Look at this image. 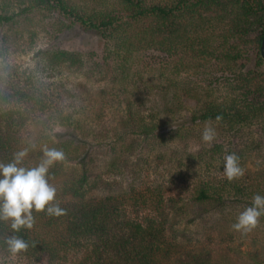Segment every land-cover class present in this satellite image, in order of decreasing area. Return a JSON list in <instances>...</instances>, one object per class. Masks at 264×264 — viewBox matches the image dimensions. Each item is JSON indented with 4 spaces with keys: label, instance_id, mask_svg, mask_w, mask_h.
<instances>
[{
    "label": "trees",
    "instance_id": "1",
    "mask_svg": "<svg viewBox=\"0 0 264 264\" xmlns=\"http://www.w3.org/2000/svg\"><path fill=\"white\" fill-rule=\"evenodd\" d=\"M39 9L54 11L70 21V25L77 23L84 30L104 37L107 45L112 42L115 47L109 50L126 53L124 60L148 47L169 56L184 54V58L164 69L159 67L161 64L157 68L161 86L166 82L163 84L165 94L172 93L168 98L164 95V121L158 118L157 107H147L146 111L141 108V103L136 106L140 102L137 98L129 100L123 107L115 106L114 113L112 105L100 107L93 115L100 124L88 132V137L95 134L97 142L84 137L77 140L76 131H73V138L63 140L43 135L29 140L28 131L32 125H39L42 118V123H74L77 129L83 128L78 114H83L84 105L79 104L64 115L59 107H45L46 101L40 96L42 91L30 90L17 76L8 81L0 80V162L8 163L15 153L27 149L28 155L20 166L32 168L44 159L45 147L62 150L64 160L50 166L47 179L56 188L55 202L66 213L49 216L46 211L33 209V227H22L18 232L12 229L11 220H0V253L12 252L7 240L15 236L28 245L25 250L15 253L35 262L44 259L50 264H59L69 260L71 252H77L80 256L75 255L68 264H214L206 247L195 250L196 247L177 240L176 223L184 212L183 205L178 206L173 199L162 203L156 198V188L143 186L144 177L138 175L139 169H135L132 156L140 147L143 150L144 143L159 142L168 146L179 137L200 136L199 129L203 125H216L215 132L219 136L226 134L230 138L226 144L217 140L208 144L199 137L196 150L182 149L185 154L173 158V151L179 152L177 146V149L169 150L168 161L179 168L185 167L184 158L196 165L194 170H189L187 165L177 172L181 178L188 176L194 180L191 196L194 204L222 201L223 191L228 190L211 183L210 179L205 181L207 177L201 175L202 168L218 158L224 167V157L232 153L240 158L239 162L247 159L249 146L238 141V133H251L256 125L261 128L260 133H264V59L260 55L264 0H97L94 5L77 0H28V5L20 12L0 9L3 41L9 44L12 37L9 35L8 40L4 31L13 29L24 12ZM38 52L54 69L78 68L83 64L75 51L49 46ZM211 59L214 64L225 62L227 68L235 69L222 68L229 70L230 79L224 78L228 82L226 90L214 99L205 97L203 104H194L197 109H192L190 100L192 97L199 100L198 95L171 91L177 83L174 80L179 78V84H188L190 80L180 76V68L197 72L207 65H214H210ZM223 74L213 77L214 80L222 79ZM217 83L211 85L212 91L216 90ZM172 107L176 112H183L184 120L175 118ZM111 114L115 119L109 117ZM217 116L222 119L217 120ZM92 144L107 146L106 168L111 176L131 167L126 188L90 171L89 165L94 159L88 147ZM260 144L256 141L251 145L258 148ZM255 177L264 181V167L256 171ZM254 181L255 178L249 186L234 189L240 194L250 191V194L264 196V189L255 187ZM99 187L104 193L88 194L90 188ZM117 187L118 190H113ZM246 202L252 205L250 199ZM128 205L132 206L131 213ZM144 210L148 213L140 215Z\"/></svg>",
    "mask_w": 264,
    "mask_h": 264
},
{
    "label": "rangeland",
    "instance_id": "2",
    "mask_svg": "<svg viewBox=\"0 0 264 264\" xmlns=\"http://www.w3.org/2000/svg\"><path fill=\"white\" fill-rule=\"evenodd\" d=\"M77 1L90 5L97 2V0ZM27 5L28 0H0V9L16 12H20ZM4 32H6L8 40L9 35L12 38L7 44L2 37H5V35L0 32V80L4 78L5 81H8V79L17 76L19 82L21 84L26 83L30 90L33 88L37 92L42 91L40 96L42 95L44 101H46L45 107H59L63 110L64 115H67L73 108H77L79 104L84 105L83 114H78L83 128L77 129L74 123L71 125L57 122L42 123L44 119L42 118L39 125H32L28 131L27 137L29 140L37 139L39 135L54 140H63L73 138L75 136L73 131H76L78 134V137L75 136L77 140L84 137L92 140L91 142H97L95 134L88 137V132L89 130L94 131V128L100 124L93 116L96 112L98 113V109L100 107L108 108L112 105V112L114 113L115 106L123 107L130 102L129 100L136 98L140 101L137 102L136 106L141 103L140 106L143 110L147 111V107L149 109L152 106L157 107V116L161 121H164V95L168 98V95L171 96L172 93L168 91L165 94L163 84L166 82L164 81L161 86L160 74L158 75L157 68L160 64L159 67H162V69H164V66H172L178 59V61H183L184 54L169 56L163 51H155L148 47L137 50L132 56L129 55L127 60H124L126 53L117 54L115 51L109 50L114 47L112 42H108L107 45L104 37L84 30L77 23L70 25V21L55 14L54 11L50 12L48 9L24 12L19 17L15 27ZM49 46L79 53L83 64L78 68H52L47 59L41 57L38 52ZM110 51L111 54H108ZM213 61L214 59L210 60V65L214 64ZM231 66L233 67V65ZM224 67L229 70L235 69L234 67L227 68L225 62H215L211 67L207 65L197 72L180 68V76L185 77L190 82L179 84L177 80L179 78H177L174 80V83L175 81L177 83L171 91L180 90L191 96L198 95L199 100H195V97L190 100V104L193 103L191 108L197 109L194 108V104L198 103L200 106L203 104L202 101L205 97L213 98L226 90L228 82L224 78H229V70H223ZM237 68L243 71L247 70L238 66ZM221 73H224L223 78L218 81L214 80L213 77H220ZM123 74L125 75L124 79H122ZM153 77L156 79H153ZM216 83V90L212 91L211 85ZM125 91L127 92L124 93ZM220 100L222 101V99ZM199 106L196 107L199 108ZM171 109L176 113L175 118L184 120L182 118L183 112H176L173 107ZM110 116L113 117L112 114ZM90 118H93V120ZM113 118L115 119V117ZM215 126L203 125L199 129V133L202 134L205 127H211L216 131ZM188 128L193 129L194 127L188 126ZM252 129L251 133L247 131L241 134L238 133L237 137L241 144L249 146L246 151L247 159L239 162L244 169L243 176L229 181L224 175L222 160L219 158L213 160L209 166L202 168L201 175L207 177L205 181L210 179L211 183L218 184L219 187L228 190L223 191L222 201L218 203L209 201L204 204H194L191 201L194 180L188 176L181 178L177 172L180 169L184 170L187 165L189 170H194L193 168H196V165L192 164V160L185 158L183 159L186 162L184 168H179L173 162L168 161L169 150L173 151L177 149L175 148L177 146L179 152L175 153L173 151V158L185 154L182 149H185V151L196 150L197 143L200 142V139L197 138L202 137L201 134L198 137L192 136V134L173 139L171 145L168 146H162V143L159 142L144 143L143 150L140 147V150L132 156L135 169H139L138 175L144 177L143 186L151 189L156 188V198L161 199L162 203L167 199H173L178 206L183 205L184 212L178 217L179 221L176 223L178 231H175V235L177 240L188 246L196 247L195 250H198L199 247H206L214 264H264V216L259 218L257 226L249 232L236 231L232 227L237 222L239 214L249 207L246 201L249 199L252 201L251 198L256 195L253 192L250 194V191L240 194L241 192L235 191L234 188L236 186L240 188L249 186L248 183L255 178L253 185L264 189V181L255 177L256 171L264 167V133H260L262 130L257 125ZM195 130L194 128L193 131ZM215 135H218V133L215 132ZM229 139L226 134L214 138L222 144H226ZM232 141L236 142V138H233ZM256 141L261 142V144L258 148H253L251 144ZM106 147L102 144L97 145V147L92 144L88 147L94 159V162L89 165V169L93 174H100L103 179L107 181L112 179L111 181L119 183V187H125L128 180L127 175L131 173V167L128 170L124 169L125 171L122 173L111 176L106 168L108 163V157L105 155ZM84 153L86 154V151H83ZM94 185L98 188L97 184ZM91 186L93 187L92 184ZM100 186L102 187V184ZM101 187L99 189L94 188L95 190L90 188L88 194L104 193ZM119 187L113 190H118ZM160 194H162V197H160ZM127 207L131 213L132 206L128 205ZM146 213L148 212L144 210L140 212V215ZM75 255L78 257L80 253L71 252L68 257L69 260L59 264H68ZM0 264L50 263L44 259L35 262L24 256L9 252L0 253Z\"/></svg>",
    "mask_w": 264,
    "mask_h": 264
},
{
    "label": "clouds",
    "instance_id": "3",
    "mask_svg": "<svg viewBox=\"0 0 264 264\" xmlns=\"http://www.w3.org/2000/svg\"><path fill=\"white\" fill-rule=\"evenodd\" d=\"M216 119L220 120L222 117L217 116ZM214 138V129L205 127L202 140L211 143ZM43 154L44 159L32 168L20 166L28 155L27 149L15 153L8 163L0 162V220H11L14 231L18 232L22 227H33V209L36 212L46 211L49 216L66 214L59 203L55 202L56 188L47 179L50 166L63 161L65 154L62 150L47 147L43 149ZM239 159L235 153L224 157V175L229 181L244 175ZM261 216H264V196L256 194L252 198V205L239 214L232 227L236 231L249 232L257 226ZM7 243L13 253L28 247L24 240L15 236L9 238Z\"/></svg>",
    "mask_w": 264,
    "mask_h": 264
},
{
    "label": "water",
    "instance_id": "4",
    "mask_svg": "<svg viewBox=\"0 0 264 264\" xmlns=\"http://www.w3.org/2000/svg\"><path fill=\"white\" fill-rule=\"evenodd\" d=\"M260 55L264 59V34L260 44Z\"/></svg>",
    "mask_w": 264,
    "mask_h": 264
}]
</instances>
